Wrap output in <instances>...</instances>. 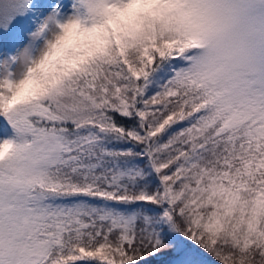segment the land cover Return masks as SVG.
Listing matches in <instances>:
<instances>
[{
	"label": "snow or ice",
	"instance_id": "6c2138e0",
	"mask_svg": "<svg viewBox=\"0 0 264 264\" xmlns=\"http://www.w3.org/2000/svg\"><path fill=\"white\" fill-rule=\"evenodd\" d=\"M0 264H264V0H0Z\"/></svg>",
	"mask_w": 264,
	"mask_h": 264
}]
</instances>
